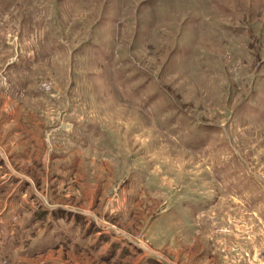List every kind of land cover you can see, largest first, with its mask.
<instances>
[{"label": "rangeland", "instance_id": "rangeland-1", "mask_svg": "<svg viewBox=\"0 0 264 264\" xmlns=\"http://www.w3.org/2000/svg\"><path fill=\"white\" fill-rule=\"evenodd\" d=\"M0 264H264V0H0Z\"/></svg>", "mask_w": 264, "mask_h": 264}]
</instances>
